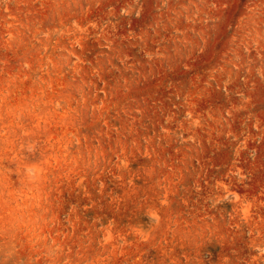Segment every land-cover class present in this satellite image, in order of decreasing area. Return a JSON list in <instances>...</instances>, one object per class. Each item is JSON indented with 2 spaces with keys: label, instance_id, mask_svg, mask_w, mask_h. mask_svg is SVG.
I'll list each match as a JSON object with an SVG mask.
<instances>
[{
  "label": "rangeland",
  "instance_id": "rangeland-1",
  "mask_svg": "<svg viewBox=\"0 0 264 264\" xmlns=\"http://www.w3.org/2000/svg\"><path fill=\"white\" fill-rule=\"evenodd\" d=\"M0 264H264V0H0Z\"/></svg>",
  "mask_w": 264,
  "mask_h": 264
}]
</instances>
